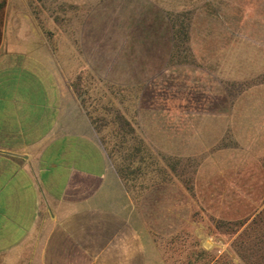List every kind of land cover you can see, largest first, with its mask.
<instances>
[{
	"label": "rangeland",
	"instance_id": "1",
	"mask_svg": "<svg viewBox=\"0 0 264 264\" xmlns=\"http://www.w3.org/2000/svg\"><path fill=\"white\" fill-rule=\"evenodd\" d=\"M2 1L91 64L76 84L167 263L247 264L231 233L264 210V0Z\"/></svg>",
	"mask_w": 264,
	"mask_h": 264
},
{
	"label": "crops",
	"instance_id": "2",
	"mask_svg": "<svg viewBox=\"0 0 264 264\" xmlns=\"http://www.w3.org/2000/svg\"><path fill=\"white\" fill-rule=\"evenodd\" d=\"M15 9L0 12V264H168L76 84L91 64Z\"/></svg>",
	"mask_w": 264,
	"mask_h": 264
},
{
	"label": "trees",
	"instance_id": "3",
	"mask_svg": "<svg viewBox=\"0 0 264 264\" xmlns=\"http://www.w3.org/2000/svg\"><path fill=\"white\" fill-rule=\"evenodd\" d=\"M240 227L243 229L239 232ZM232 232V235L237 234L235 241L241 257L247 264H264V210L250 221L236 226Z\"/></svg>",
	"mask_w": 264,
	"mask_h": 264
}]
</instances>
